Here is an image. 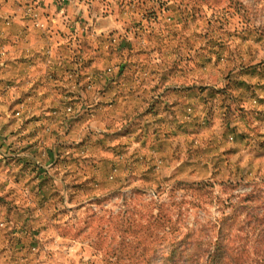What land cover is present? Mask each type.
Wrapping results in <instances>:
<instances>
[{
  "label": "rangeland",
  "instance_id": "1",
  "mask_svg": "<svg viewBox=\"0 0 264 264\" xmlns=\"http://www.w3.org/2000/svg\"><path fill=\"white\" fill-rule=\"evenodd\" d=\"M221 1L71 0L30 85L0 58V264H111L214 232L250 192L262 225L225 234L255 252L264 0Z\"/></svg>",
  "mask_w": 264,
  "mask_h": 264
},
{
  "label": "trees",
  "instance_id": "2",
  "mask_svg": "<svg viewBox=\"0 0 264 264\" xmlns=\"http://www.w3.org/2000/svg\"><path fill=\"white\" fill-rule=\"evenodd\" d=\"M222 3L224 2L221 0H181V4L189 8L190 13L198 5L221 6ZM190 188L200 192L204 186L199 183ZM257 200V194L251 192L246 194L239 202L244 208L243 211L235 212L233 218L230 214H224L218 223L214 224V232L206 235L203 234V228L198 232L191 231L184 235L177 229L172 237L160 236L153 250L145 249V253L141 252L139 255L129 252L128 248H122L120 252V247L115 248L111 255L116 260L111 264L125 263V260L135 264H264V237L255 240L260 244L255 252H252L248 246L240 245L241 241L249 239L250 236L233 239V234H225L236 226L242 230L243 227L262 225L256 223L262 221L259 216L251 215L244 218V213H248L252 208L249 203L254 204ZM152 253L156 255L153 256Z\"/></svg>",
  "mask_w": 264,
  "mask_h": 264
},
{
  "label": "crops",
  "instance_id": "3",
  "mask_svg": "<svg viewBox=\"0 0 264 264\" xmlns=\"http://www.w3.org/2000/svg\"><path fill=\"white\" fill-rule=\"evenodd\" d=\"M68 7L69 3L60 0H0V58L5 59L11 71L18 70V73L25 65V74L20 80L30 85L37 78L29 68L35 64L34 58H38L39 52H51L50 46L44 43L54 45L49 35L58 33L56 27L65 18ZM15 71L10 79L18 80Z\"/></svg>",
  "mask_w": 264,
  "mask_h": 264
},
{
  "label": "built area",
  "instance_id": "4",
  "mask_svg": "<svg viewBox=\"0 0 264 264\" xmlns=\"http://www.w3.org/2000/svg\"><path fill=\"white\" fill-rule=\"evenodd\" d=\"M60 1H63L64 3H67V2H69V0H60Z\"/></svg>",
  "mask_w": 264,
  "mask_h": 264
}]
</instances>
